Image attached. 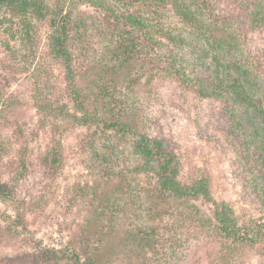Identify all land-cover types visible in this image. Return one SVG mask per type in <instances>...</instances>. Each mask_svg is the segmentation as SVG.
Here are the masks:
<instances>
[{"label":"trees","instance_id":"16d2710c","mask_svg":"<svg viewBox=\"0 0 264 264\" xmlns=\"http://www.w3.org/2000/svg\"><path fill=\"white\" fill-rule=\"evenodd\" d=\"M263 31L264 0H0L1 67L24 75L33 107L53 119L50 143L60 136L34 156L26 134L3 116L22 104L0 88V160L11 156L0 194L28 207L17 195L29 183L30 156L44 175L58 173L62 136L76 127L88 132L84 167L94 177L67 202L70 215L86 218L70 230L71 252L15 254L7 263L196 264L202 244L192 238H207L219 249L206 264H243L242 254L264 244V44L248 38ZM167 84L218 104L209 121L225 134L222 149L254 207L244 220L214 201L207 172L184 175L141 113ZM8 236L1 229L0 243Z\"/></svg>","mask_w":264,"mask_h":264},{"label":"rangeland","instance_id":"374dc122","mask_svg":"<svg viewBox=\"0 0 264 264\" xmlns=\"http://www.w3.org/2000/svg\"><path fill=\"white\" fill-rule=\"evenodd\" d=\"M248 38L252 45H262L264 31L250 34ZM2 40L3 36L0 32V45ZM41 41L44 42L42 39ZM2 56L3 54L0 53V60ZM1 66L0 64V88L7 97L19 100L22 104L12 110L4 108L3 116L16 124L14 128L16 132L21 130L26 134L29 140L28 148L34 156H40L47 147L58 146L60 136L55 135V141L51 143L49 141V124L53 119L42 116L33 107V93L24 75L9 67ZM153 98L150 105H146L145 110L141 109V113L145 112L150 118V127L155 136L164 142L165 148L182 160L184 175L191 177L200 170L207 172L216 203L232 206L241 220L251 215L250 211L254 207L241 196V184L229 157L231 154L222 149L223 146L227 147L225 134L217 127L215 118L213 119L215 124L209 121L214 109V113L217 111L218 115V104L196 100L193 96L181 92L176 86L168 84L158 88ZM4 121V119L0 120V131L7 130ZM16 132L13 133L14 136L19 135ZM87 133V130L76 127L62 136V146H65V150L62 149L61 152L66 155V163L64 168L60 167L58 173L44 175L39 159L30 156L29 183L20 184L17 195L25 204H30L28 207L21 205L20 210L16 208L15 203L6 200L0 194V230L4 229L9 234L8 240L0 243V260H3L1 264H9L6 261L7 257L15 254L53 250L64 256L66 252H71L70 244L73 240L70 230L78 223L85 222L86 218L81 213L70 215L67 202L70 193L76 191L77 194L80 187L85 188L86 183L94 180L84 167ZM9 139L8 136L7 142L12 148ZM25 146L26 144L21 145L22 148ZM9 161L11 156L0 160V171L5 170L4 164ZM117 198L123 205L124 197L117 196ZM126 199L129 200L128 197ZM208 206L213 208L212 205ZM134 208L133 212L136 215L133 221L135 224H141L146 218L145 212L138 205ZM18 214L21 218L24 216L22 223ZM257 214L258 212H253V215L259 218L260 213L258 217ZM13 229L17 234L12 233ZM206 239L192 238L194 242L198 241L202 244L193 256V263L206 264L208 255L216 248L219 249V246L216 247L210 241L212 239ZM263 250L264 244H261L242 254L239 261L244 262L243 264H264Z\"/></svg>","mask_w":264,"mask_h":264}]
</instances>
